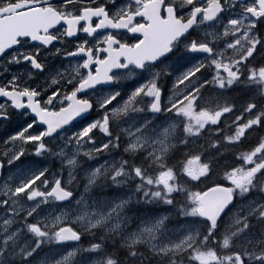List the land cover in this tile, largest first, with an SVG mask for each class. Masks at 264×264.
Returning <instances> with one entry per match:
<instances>
[{"label": "snow or ice", "instance_id": "snow-or-ice-1", "mask_svg": "<svg viewBox=\"0 0 264 264\" xmlns=\"http://www.w3.org/2000/svg\"><path fill=\"white\" fill-rule=\"evenodd\" d=\"M0 20V264H264V0H0Z\"/></svg>", "mask_w": 264, "mask_h": 264}, {"label": "rangeland", "instance_id": "rangeland-1", "mask_svg": "<svg viewBox=\"0 0 264 264\" xmlns=\"http://www.w3.org/2000/svg\"><path fill=\"white\" fill-rule=\"evenodd\" d=\"M91 163H94V162H91ZM81 177L83 178V174L81 173ZM83 180H84V178H83ZM84 183H85V181L83 182V183H80L79 184V187L81 188V187H83V185H84ZM134 183V182H133ZM129 188H131L130 186H128V190H129ZM83 191V190H82ZM93 192H94V190H93ZM47 210H49V209H47L46 208V211ZM145 209H143L141 206H140V212L139 213H136V212H134V213H131V211H130V209H128L127 211H126V214L128 215V216H131L132 218H133V220H132V224L131 225H129V228H134L135 227V223H136V218H137V216H138V214H140V213H142L143 211H144ZM61 211H69V214L70 215H74V214H77V213H80L81 212V207H77V206H75V205H73V206H71V207H62V208H59V209H55V214L56 215H59L60 214V212ZM123 215V214H122ZM86 219V221H87V217L85 218ZM93 219H95V217L93 218ZM116 222V218H115V216L113 217V219L109 222V224L107 225V227H112V225L114 224ZM125 223H127V222H125ZM4 227H6V225H4V223H3V221H0V232H2L3 230H4ZM99 235V234H98ZM126 235V231L125 230H117L116 232H114V233H108V235H107V238L108 237H111V239H108L109 240V242L111 243V242H115L117 245H119V243L121 242V240L124 238V236ZM125 242H127V241H125ZM146 247V246H145ZM123 251V250H122ZM146 251L148 252L149 250H148V248L146 247ZM149 254H151L150 252H148ZM152 255V254H151ZM153 259H155V258H153ZM121 260H124V259H121ZM155 263V262H154ZM123 264H125V261H123ZM127 264H133V262H131V261H127ZM136 264V263H135ZM165 264H166V262H165ZM186 264H187V262H186Z\"/></svg>", "mask_w": 264, "mask_h": 264}, {"label": "water", "instance_id": "water-1", "mask_svg": "<svg viewBox=\"0 0 264 264\" xmlns=\"http://www.w3.org/2000/svg\"><path fill=\"white\" fill-rule=\"evenodd\" d=\"M18 30V25L5 20H0V42L9 39Z\"/></svg>", "mask_w": 264, "mask_h": 264}, {"label": "bare ground", "instance_id": "bare-ground-1", "mask_svg": "<svg viewBox=\"0 0 264 264\" xmlns=\"http://www.w3.org/2000/svg\"><path fill=\"white\" fill-rule=\"evenodd\" d=\"M81 175V174H80ZM80 183H83V182H80ZM80 183H78V185L80 184ZM130 186V185H129ZM131 187V186H130ZM79 189H80V187H79ZM96 191V189H94V192ZM109 191H111V190H109ZM137 209H139L140 210V206L139 205H137L135 208H130V211H131V213H134V212H136V213H139L138 211H137ZM99 234V233H98ZM108 239H111V237H108ZM141 251H143L144 253H145V257H147V259H144V261H143V264H155L154 262H155V259H153V257H152V255L151 254H149L148 252H150V251H146V247L144 246V247H142L141 249H140ZM122 251V250H121ZM151 253V252H150ZM121 259H124L123 257L121 258ZM141 258H137V261L135 262L136 264H139V260H140ZM123 261H125V264H127V261H131V260H121V264H123ZM132 262V261H131Z\"/></svg>", "mask_w": 264, "mask_h": 264}]
</instances>
